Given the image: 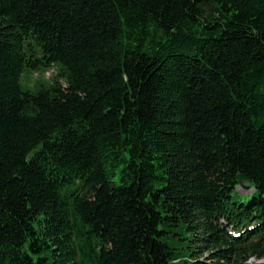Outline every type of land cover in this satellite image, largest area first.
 Here are the masks:
<instances>
[{
  "label": "trees",
  "instance_id": "1",
  "mask_svg": "<svg viewBox=\"0 0 264 264\" xmlns=\"http://www.w3.org/2000/svg\"><path fill=\"white\" fill-rule=\"evenodd\" d=\"M252 258L264 0H0V264Z\"/></svg>",
  "mask_w": 264,
  "mask_h": 264
},
{
  "label": "rangeland",
  "instance_id": "2",
  "mask_svg": "<svg viewBox=\"0 0 264 264\" xmlns=\"http://www.w3.org/2000/svg\"><path fill=\"white\" fill-rule=\"evenodd\" d=\"M55 73V70L52 69V70H49L47 72H45V74L43 76L39 75L38 73H33V74H26L24 76V79L26 81H28L30 84L34 83L36 80H39V79H42V78H45V79H48L50 78L53 74ZM242 193L244 194H247V190L246 189H243L241 188L240 189Z\"/></svg>",
  "mask_w": 264,
  "mask_h": 264
},
{
  "label": "water",
  "instance_id": "3",
  "mask_svg": "<svg viewBox=\"0 0 264 264\" xmlns=\"http://www.w3.org/2000/svg\"><path fill=\"white\" fill-rule=\"evenodd\" d=\"M239 181L241 184V187L244 189H249V186L246 184L249 180L246 176H244L243 174H239Z\"/></svg>",
  "mask_w": 264,
  "mask_h": 264
},
{
  "label": "snow or ice",
  "instance_id": "4",
  "mask_svg": "<svg viewBox=\"0 0 264 264\" xmlns=\"http://www.w3.org/2000/svg\"><path fill=\"white\" fill-rule=\"evenodd\" d=\"M238 235V234H237Z\"/></svg>",
  "mask_w": 264,
  "mask_h": 264
}]
</instances>
